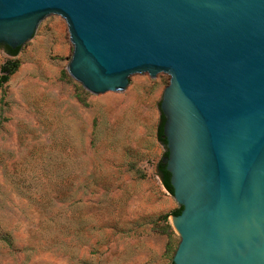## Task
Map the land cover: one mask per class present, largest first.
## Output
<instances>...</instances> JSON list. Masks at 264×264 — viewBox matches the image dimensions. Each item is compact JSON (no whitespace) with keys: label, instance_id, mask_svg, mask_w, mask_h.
I'll use <instances>...</instances> for the list:
<instances>
[{"label":"water","instance_id":"obj_1","mask_svg":"<svg viewBox=\"0 0 264 264\" xmlns=\"http://www.w3.org/2000/svg\"><path fill=\"white\" fill-rule=\"evenodd\" d=\"M61 17L94 95L169 77L159 104L173 264H264V0H0V45Z\"/></svg>","mask_w":264,"mask_h":264},{"label":"rangeland","instance_id":"obj_2","mask_svg":"<svg viewBox=\"0 0 264 264\" xmlns=\"http://www.w3.org/2000/svg\"><path fill=\"white\" fill-rule=\"evenodd\" d=\"M72 48L61 17L15 56L0 45V264H172L178 205L156 170L169 77L94 95L66 71Z\"/></svg>","mask_w":264,"mask_h":264},{"label":"trees","instance_id":"obj_3","mask_svg":"<svg viewBox=\"0 0 264 264\" xmlns=\"http://www.w3.org/2000/svg\"><path fill=\"white\" fill-rule=\"evenodd\" d=\"M5 48L11 56H15L21 47H17L15 49H10L9 47L5 46ZM8 71H9V69L6 70L5 75L0 77V83L7 80V72ZM163 121H164V117L162 114H160V120H159L157 129H156V139L158 140V142H160L163 146L166 147V140L163 137V133H162ZM166 154H167V151L165 150V152L163 153V156H165ZM156 170H157V175L160 179L162 186L166 189V191L169 194L172 195L173 194V188L170 184V174H169V172L166 171L165 164L162 162V160L158 161V163L156 165ZM181 209H182V207H177L170 214L171 215H178L180 213ZM165 218H167V216H165Z\"/></svg>","mask_w":264,"mask_h":264},{"label":"flooded vegetation","instance_id":"obj_4","mask_svg":"<svg viewBox=\"0 0 264 264\" xmlns=\"http://www.w3.org/2000/svg\"><path fill=\"white\" fill-rule=\"evenodd\" d=\"M2 46V45H1ZM3 47H5V46H3Z\"/></svg>","mask_w":264,"mask_h":264}]
</instances>
